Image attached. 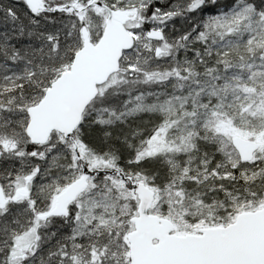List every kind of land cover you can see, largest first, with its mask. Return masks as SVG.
Segmentation results:
<instances>
[{"label":"snow or ice","instance_id":"1","mask_svg":"<svg viewBox=\"0 0 264 264\" xmlns=\"http://www.w3.org/2000/svg\"><path fill=\"white\" fill-rule=\"evenodd\" d=\"M0 264H264V0H0Z\"/></svg>","mask_w":264,"mask_h":264}]
</instances>
